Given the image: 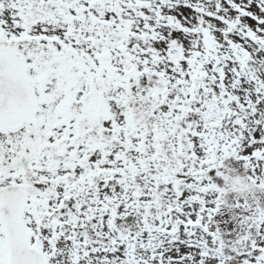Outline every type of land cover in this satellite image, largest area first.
I'll use <instances>...</instances> for the list:
<instances>
[{
    "label": "snow or ice",
    "instance_id": "obj_1",
    "mask_svg": "<svg viewBox=\"0 0 264 264\" xmlns=\"http://www.w3.org/2000/svg\"><path fill=\"white\" fill-rule=\"evenodd\" d=\"M0 264H264V0H0Z\"/></svg>",
    "mask_w": 264,
    "mask_h": 264
}]
</instances>
